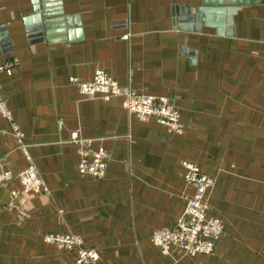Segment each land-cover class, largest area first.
<instances>
[{"label":"crops","instance_id":"0c3cea01","mask_svg":"<svg viewBox=\"0 0 264 264\" xmlns=\"http://www.w3.org/2000/svg\"><path fill=\"white\" fill-rule=\"evenodd\" d=\"M8 63L0 91L49 193L0 185V264H73L49 233L82 236L99 264H264V0H0ZM97 70L169 98L184 132L70 82ZM72 130L110 152L103 179L79 173ZM183 161L215 179L208 214L225 230L212 255H164L151 241L176 227L194 193ZM29 165L0 115V173Z\"/></svg>","mask_w":264,"mask_h":264},{"label":"built area","instance_id":"2783aa9c","mask_svg":"<svg viewBox=\"0 0 264 264\" xmlns=\"http://www.w3.org/2000/svg\"><path fill=\"white\" fill-rule=\"evenodd\" d=\"M4 70L11 72L12 63L0 66V71ZM70 82L77 86L79 92L86 97L99 96L105 100L120 97L124 100L126 109L139 120L156 119L171 133L184 132L180 111L167 97L141 94L130 86L121 85L104 70H97L91 81L83 82L72 77ZM0 115L11 124L17 141L30 162L29 167L18 174L13 171L1 172L0 185H7L18 179L26 194L49 193L47 184L28 154L24 143V133L15 122L13 112L1 91ZM70 142L78 150L79 173L83 176L103 179L111 159L110 152L104 147L93 149V139L84 137L79 130L71 131ZM182 165L185 169L184 181L188 186L193 187L194 193L187 198L186 207L178 218L176 227L155 231L151 236V241L164 255H170L173 250H178L183 256L191 258L198 255H212L225 230L221 220L210 217L208 214L207 192L215 185V179L203 173L200 167L193 162L183 161ZM9 207L17 210L19 221H24L30 216L23 204L15 200L11 201ZM44 239L46 243L55 245L63 251L75 253L76 259L73 264H99L100 262L101 256L98 249L85 246L83 237L78 234L49 233Z\"/></svg>","mask_w":264,"mask_h":264}]
</instances>
